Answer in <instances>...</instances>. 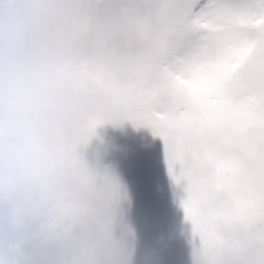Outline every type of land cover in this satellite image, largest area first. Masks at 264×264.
Here are the masks:
<instances>
[{
	"label": "snow or ice",
	"instance_id": "1",
	"mask_svg": "<svg viewBox=\"0 0 264 264\" xmlns=\"http://www.w3.org/2000/svg\"><path fill=\"white\" fill-rule=\"evenodd\" d=\"M72 6L49 27L103 44L108 62L93 87H111L113 60L147 46L159 54L153 81L118 94L139 101L135 124L163 142L169 176L184 193L193 264H264V0ZM100 127L95 119L29 124L0 99V250L6 213L18 207L32 264H122L113 234L121 187L84 156Z\"/></svg>",
	"mask_w": 264,
	"mask_h": 264
},
{
	"label": "clouds",
	"instance_id": "2",
	"mask_svg": "<svg viewBox=\"0 0 264 264\" xmlns=\"http://www.w3.org/2000/svg\"><path fill=\"white\" fill-rule=\"evenodd\" d=\"M73 0H0V99L29 124L66 125L95 119L121 133L147 129L135 124L142 110L118 90L147 85L156 77L159 54L147 46L111 62V87L95 88L91 78L108 58L98 38L90 44L50 30L74 11ZM116 147H119L116 145ZM21 184L25 181L21 179ZM10 196L7 183L3 192ZM0 264H32L27 221L18 207L6 213Z\"/></svg>",
	"mask_w": 264,
	"mask_h": 264
},
{
	"label": "rangeland",
	"instance_id": "3",
	"mask_svg": "<svg viewBox=\"0 0 264 264\" xmlns=\"http://www.w3.org/2000/svg\"><path fill=\"white\" fill-rule=\"evenodd\" d=\"M97 130L99 142L106 140V156L100 160L102 148L91 143L84 156L121 187L113 234L124 248L122 264H193L191 225L181 207L184 193L169 176L163 142L149 129ZM118 139L126 142L123 148L116 147Z\"/></svg>",
	"mask_w": 264,
	"mask_h": 264
},
{
	"label": "trees",
	"instance_id": "4",
	"mask_svg": "<svg viewBox=\"0 0 264 264\" xmlns=\"http://www.w3.org/2000/svg\"><path fill=\"white\" fill-rule=\"evenodd\" d=\"M97 133H98V130H96V135H95V137L91 140V144H94V146H95V144L97 145V147H101L102 148V150H101V153H100V160H101V157H105L106 155H102V152L103 151H106L107 152V150H105V148H104V146L106 145V140H105V142H103V141H101V142H99V139H97ZM116 134H114L113 136H115ZM110 139V137L107 139V140H109ZM123 143H126L123 139H122V141H121V139H118L117 141H116V144L118 145V146H120L121 148H123ZM85 159H87V161L89 162V164H90V160H91V157L88 155L87 157H85Z\"/></svg>",
	"mask_w": 264,
	"mask_h": 264
}]
</instances>
